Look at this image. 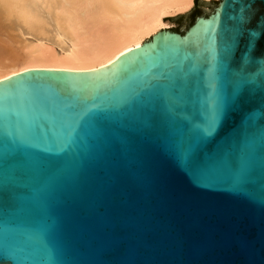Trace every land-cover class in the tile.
Returning <instances> with one entry per match:
<instances>
[{
    "label": "water",
    "instance_id": "obj_1",
    "mask_svg": "<svg viewBox=\"0 0 264 264\" xmlns=\"http://www.w3.org/2000/svg\"><path fill=\"white\" fill-rule=\"evenodd\" d=\"M171 22L0 79V264H264V0Z\"/></svg>",
    "mask_w": 264,
    "mask_h": 264
},
{
    "label": "bare ground",
    "instance_id": "obj_2",
    "mask_svg": "<svg viewBox=\"0 0 264 264\" xmlns=\"http://www.w3.org/2000/svg\"><path fill=\"white\" fill-rule=\"evenodd\" d=\"M194 0H0V79L31 68L91 71Z\"/></svg>",
    "mask_w": 264,
    "mask_h": 264
},
{
    "label": "rangeland",
    "instance_id": "obj_3",
    "mask_svg": "<svg viewBox=\"0 0 264 264\" xmlns=\"http://www.w3.org/2000/svg\"><path fill=\"white\" fill-rule=\"evenodd\" d=\"M204 1H205V2H214V1H218V0H204ZM195 3H196V0H194V6L192 7V9H191L190 11H188L187 13L191 12L192 10H194ZM187 13H185V14H187ZM181 15H184V14H181ZM178 16H180V15H178ZM175 17H176V16H175ZM173 18H174V17H173ZM173 18H169V19H167V21L170 23V27H172V22H171V20H172Z\"/></svg>",
    "mask_w": 264,
    "mask_h": 264
}]
</instances>
